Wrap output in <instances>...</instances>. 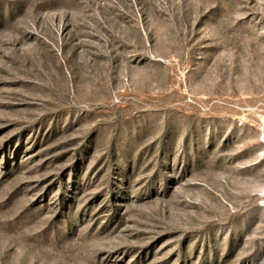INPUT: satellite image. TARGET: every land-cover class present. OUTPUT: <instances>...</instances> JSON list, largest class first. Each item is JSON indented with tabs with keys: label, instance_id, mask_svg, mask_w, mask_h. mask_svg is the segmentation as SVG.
Here are the masks:
<instances>
[{
	"label": "rangeland",
	"instance_id": "obj_1",
	"mask_svg": "<svg viewBox=\"0 0 264 264\" xmlns=\"http://www.w3.org/2000/svg\"><path fill=\"white\" fill-rule=\"evenodd\" d=\"M0 264H264V0H0Z\"/></svg>",
	"mask_w": 264,
	"mask_h": 264
}]
</instances>
